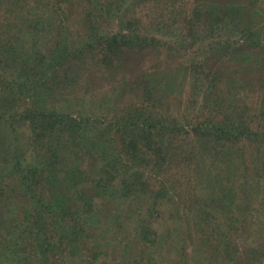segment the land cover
<instances>
[{
	"label": "rangeland",
	"instance_id": "obj_1",
	"mask_svg": "<svg viewBox=\"0 0 264 264\" xmlns=\"http://www.w3.org/2000/svg\"><path fill=\"white\" fill-rule=\"evenodd\" d=\"M194 1L158 0L157 4H141L138 0H125L122 9L131 6L134 11V29L138 36L146 41L155 39V44L140 50L124 47L118 51L120 57L113 55L114 51H108L105 57L101 53L96 58L86 54L81 59L74 55L76 49L80 48L82 40L87 46L89 36L92 39L87 30V16L98 26L101 23L96 18L93 4L89 5L87 0H68L62 19L67 30L58 29L61 20L58 16V21L53 19L46 30H39L40 34L30 25L23 27L14 46L17 50L23 48L21 52L28 55V60L16 62L11 52L3 54L8 58L5 59L8 66H4L0 74L3 76L4 69L11 73L18 68L19 62L20 67L24 65L28 81L34 87L26 81L21 89L13 88L7 112L16 113V117L9 118V122L0 118V129L8 142L16 141L29 166L39 167L40 163L33 145L39 147L43 155L53 152L60 158L62 153L64 160L70 163L61 170L62 173L59 172L58 182H63L66 173L73 175L69 171H73L74 166L87 172L96 168L100 177L103 176L100 170L103 164L95 158L98 155L91 156L97 149L88 144L94 139L89 136L98 135V124L95 126L90 122L87 128V122L83 127L80 122L95 121L93 117H110L117 104L114 94L121 98L118 106L125 109L131 102L128 99L131 94L139 98L137 85L145 73L186 69L187 74H191V81L185 82L183 92L173 95L164 106L167 115H182L181 122L188 130L187 135L171 140L172 148L170 151L166 147L161 149L165 152L158 154L165 157H156L151 174L148 170L143 173V179L151 183V191L157 187L163 190L162 200L155 201L153 193H148L144 200L148 205L142 209L146 215L150 207L157 212L152 221L157 238L144 247L132 234L134 218L123 217V211L128 216L131 214L132 206L126 202L119 217L124 220L121 224L124 231L117 240L120 243L129 240L132 253L125 255L122 244L112 246L108 250L111 256L108 259L118 260V263L264 264V170L260 166L261 162L264 164V0H233L234 3L231 0H208L207 3L199 0L197 6ZM220 1L225 7H240L233 17H226V22L219 18L218 10L210 6ZM51 2L47 1L49 5ZM97 2L115 1L97 0L99 5ZM194 10L199 12L200 22L195 28L193 43L186 21L193 20L194 14L191 13ZM211 12H214L213 20ZM118 16L116 12L109 16L111 22L108 27L105 24L102 27L104 33L117 31L123 26ZM40 17L36 14L32 20ZM37 23L42 25V21ZM102 29L97 32L99 36L103 34ZM48 30H52V40L44 35ZM32 38L40 43L38 52L43 57L38 62L34 50L28 48L32 45L29 43ZM57 42L61 46L55 48ZM5 43H9L8 38ZM62 57L64 59H60ZM107 59L109 62L105 61ZM202 67L208 77L199 75ZM40 81H43L42 85ZM59 111L69 115L74 122L65 119V126L56 130L58 120L54 114ZM208 122L215 123L214 128L230 129L231 125L236 128L235 134L231 133L225 143L220 142L222 149L204 148L203 144L215 139L208 136L210 130L204 126ZM75 125L80 128L76 130ZM52 130L54 137L49 140L47 132ZM99 133L102 136L101 131ZM255 134L261 138H255ZM61 165L60 161L58 166ZM115 168L118 173L119 167ZM51 173L53 171L44 175ZM98 177L95 173L92 178ZM111 177L117 182V174L112 173ZM83 194L87 193L82 191ZM92 202L95 209H101V199ZM111 205L112 213H117L114 209L116 203ZM136 207L133 204V208ZM132 217L135 216L132 214ZM94 236L97 245L104 244ZM82 238L86 247L80 240L76 250L69 253L66 249L54 264H89L87 241L91 244V239ZM103 246L105 252L100 253L92 264L107 261L103 257L106 246ZM17 248L23 251L21 253L29 264H43L38 259L32 261L21 242Z\"/></svg>",
	"mask_w": 264,
	"mask_h": 264
},
{
	"label": "trees",
	"instance_id": "obj_2",
	"mask_svg": "<svg viewBox=\"0 0 264 264\" xmlns=\"http://www.w3.org/2000/svg\"><path fill=\"white\" fill-rule=\"evenodd\" d=\"M47 1L49 0H0V45L3 46H0V71L4 66L5 68L8 66L5 60L8 58L4 56L6 53L11 52L10 54H13V59L16 62L28 60V55H23L21 52L23 48L17 50L14 46V43L18 41L17 38L20 37L19 34L24 30L23 27L30 25L39 33V30H46L50 25L49 22H52L53 19L58 21V18H61L57 27L59 30L66 29L62 19L65 16L64 8L66 7L64 5L67 4L68 0H52L50 5ZM96 1L87 0L89 5H94L93 10L97 12L96 18L101 24L98 26L94 22L95 20L93 21L87 16V24L90 26L87 27V30L91 33L92 39L87 36V46L84 45L86 42L82 40L80 48L76 49L74 55L79 56L81 59L86 54L96 58L100 56V53L105 57L108 51H114L113 55L120 57L121 52L118 53V51L124 47L140 50L145 46L155 44V39L146 41L145 38L138 36L134 29L136 26L134 11L131 6L126 10L122 9L121 5L125 0H114V3L107 2L106 4L97 2L99 5L96 4ZM138 1L141 4L158 2V0ZM198 1L195 0L193 4L196 5ZM200 1L207 3L208 0ZM54 2H56V5ZM231 2L234 3L235 1L231 0ZM161 3L166 2L162 1ZM221 4L220 1L217 5L211 4L210 6L211 9L218 10L219 18L225 22L226 17H233L236 10L240 8L234 5L225 7ZM226 9H229V11L227 12ZM115 12L120 15L118 19L120 25L123 26L121 25L122 27L117 31H109V34L104 33L102 27L104 24L106 27L109 26L110 17L114 16ZM212 13L214 12H211L213 20ZM36 14H40L41 17L33 21L32 18ZM191 14H194V18L191 21L187 19L186 28L194 43L196 40L195 28L200 22L198 20L199 12L194 10ZM57 16L58 18H56ZM203 16L201 18L204 20ZM90 17L93 18L92 15ZM40 21H42V25L37 23ZM18 22L19 25L16 24ZM14 25L16 26L13 28ZM101 29L103 34L99 36L97 32ZM50 31L48 30L44 35L50 36L52 40L53 36L50 35ZM6 37L9 43H5ZM31 42L32 45L28 48L31 47L34 50L35 57L37 56L36 62H38L43 57L38 52L40 43L35 42L33 38L29 40V43ZM55 44H57L55 48L61 46L59 42ZM91 45H93L92 48L89 47ZM86 47L87 51H85ZM91 50L92 52H89ZM64 57H67V55ZM64 57L60 59H64ZM105 61L109 62V59ZM19 62L18 68L12 70L11 73L9 71L7 73V70L4 69L3 76L0 74V118L6 122L10 121L9 118L15 119L14 117H16V113L8 114L7 112L9 108L7 105L13 97L11 94L13 88L21 89L26 81L30 84L24 65L20 67L21 63ZM61 62L62 60H60ZM105 66H108V63ZM28 67L31 66L28 65ZM203 68L199 71L201 78L206 76ZM50 69L53 70L54 67ZM44 77L50 79L48 75ZM190 81L191 74L189 72L187 74L186 69L181 70V72L178 70L168 71L167 73L157 70L147 72L137 85L139 98L131 94L128 97L131 102L126 105L125 109L118 106V100L120 101L121 98L114 94L117 99V108L113 107L114 112H111L110 117H93L95 121L87 119L83 123L80 122L81 126H85L84 123L87 122V128L90 122H93L95 126L98 124L99 136L97 135V137L94 134L89 136L94 139L87 143L97 149L96 152L91 153V156L98 155L95 158L102 162L103 168H100L103 173L102 177H100V172L96 168L87 172V170L82 171L78 166H74L73 171H69L73 175L66 173L63 182H61L62 180L58 182L59 172L70 163L64 160L62 153L60 158H57L53 152H47L46 155H43L42 150L33 145L32 149L37 151H35V156H37V161H40V163L39 167L29 166L26 164L28 163L26 159H23L22 151L16 146V141L8 142L0 129V264H29L22 254L23 251L17 248L20 242L25 247L24 252L29 255L32 261L38 259L43 264H54V260L63 256L61 254L66 249L69 253H72L74 249L76 250L80 240H82L83 246L86 247L82 237H87L84 238L87 240L91 239V244L87 241V247L90 246L87 255L90 260L89 264H92L100 256V253L105 252L102 249L104 248L103 245L106 246V253L103 257L107 260L103 263L126 264L118 263V260L115 259H108V257H111L108 250L115 244L123 245L125 255L132 253V250L128 247L129 240H126L125 243H120L117 240L119 234L121 236L124 231L121 225L124 220L119 217L120 209H125L126 202H129L128 206H132V209L130 216L123 211V217L134 218L132 234L139 238L144 247L150 245L148 243H154L157 238V230L153 227L152 221L156 219L153 217L154 213L157 212L153 207H150V212L146 215L142 209L145 205H148L144 201L148 193H153L152 198L157 201L161 199L163 190L157 187L151 191V183L143 179V173L148 170L151 174V166L154 163L156 165V157L160 155L162 159L165 157L163 154H158L165 152L161 149L166 147L170 151L172 148L171 140L180 135H187L188 130L184 128V124L181 122L182 115H167L164 106L171 100L173 95L182 91L185 82L188 84ZM42 82L40 81L41 85ZM30 87H34V84H30ZM262 103L264 111V92L262 93ZM5 116L8 118L4 119ZM54 117L58 120L56 130L65 126V119H71L74 122V119L64 112L59 111L54 114ZM1 126L2 124H0ZM75 126L77 127L76 130L80 128L78 125ZM204 126L210 130L208 136L215 137V139L210 140L212 143L206 142V144H203L204 148L209 150L213 147L222 149L223 144L219 145L220 142L225 143V139H229V135L231 133L235 134L237 131L232 125L230 129L220 128L219 126L214 128L215 123L212 122H208ZM100 131L102 136L99 133ZM47 133H49L48 139L51 140L54 137L53 130ZM217 136H219V139H216ZM256 137L260 139L261 135H256ZM56 138L58 139V136ZM217 141L219 142L216 143ZM60 161L62 165L58 166ZM133 165L134 168L132 169ZM116 166L119 167L118 173H116ZM260 166L264 170L262 162ZM54 168L56 169L54 170ZM52 171L51 175H44V173ZM95 173L99 175L98 178H92ZM112 173L118 175L117 182L112 181ZM82 191L87 194L82 195ZM93 199L103 201V204L101 202V209H95ZM112 203H116L115 206L117 207L114 209L117 210V213L116 211H114V214L112 213L110 209V206H113ZM133 204L137 207L133 208ZM128 209L130 211V207ZM132 214L136 218L132 217ZM33 218H35V222H32ZM94 235L104 244L97 245ZM65 245L67 247L64 248Z\"/></svg>",
	"mask_w": 264,
	"mask_h": 264
}]
</instances>
